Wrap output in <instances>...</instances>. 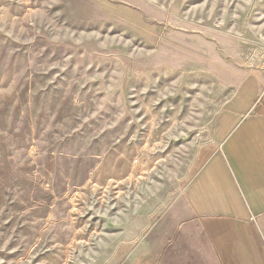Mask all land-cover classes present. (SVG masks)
<instances>
[{
  "label": "rangeland",
  "instance_id": "374dc122",
  "mask_svg": "<svg viewBox=\"0 0 264 264\" xmlns=\"http://www.w3.org/2000/svg\"><path fill=\"white\" fill-rule=\"evenodd\" d=\"M263 62L264 0H0V264H216L182 198Z\"/></svg>",
  "mask_w": 264,
  "mask_h": 264
},
{
  "label": "crops",
  "instance_id": "0c3cea01",
  "mask_svg": "<svg viewBox=\"0 0 264 264\" xmlns=\"http://www.w3.org/2000/svg\"><path fill=\"white\" fill-rule=\"evenodd\" d=\"M211 124L182 198L216 264H264V72L245 76Z\"/></svg>",
  "mask_w": 264,
  "mask_h": 264
},
{
  "label": "built area",
  "instance_id": "2783aa9c",
  "mask_svg": "<svg viewBox=\"0 0 264 264\" xmlns=\"http://www.w3.org/2000/svg\"><path fill=\"white\" fill-rule=\"evenodd\" d=\"M263 64H264V62H263Z\"/></svg>",
  "mask_w": 264,
  "mask_h": 264
}]
</instances>
